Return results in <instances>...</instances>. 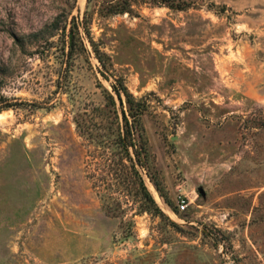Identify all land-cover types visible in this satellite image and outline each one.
I'll return each mask as SVG.
<instances>
[{
  "label": "rangeland",
  "instance_id": "374dc122",
  "mask_svg": "<svg viewBox=\"0 0 264 264\" xmlns=\"http://www.w3.org/2000/svg\"><path fill=\"white\" fill-rule=\"evenodd\" d=\"M180 1L0 0V264H264V0Z\"/></svg>",
  "mask_w": 264,
  "mask_h": 264
},
{
  "label": "trees",
  "instance_id": "16d2710c",
  "mask_svg": "<svg viewBox=\"0 0 264 264\" xmlns=\"http://www.w3.org/2000/svg\"><path fill=\"white\" fill-rule=\"evenodd\" d=\"M91 0H89L90 2ZM139 0H100L99 8H98V15L102 18L110 17L115 15H124V14H131L133 13V6ZM151 1L153 4L158 6H166L172 10H179L184 11L188 9L190 4L186 2H182L180 0H148ZM87 13V12H86ZM87 15V14H86ZM81 23V24H80ZM79 24L73 20L72 27L69 31L68 37V57L72 58L74 53L76 52L78 46L81 47L84 51H87V46L85 43L84 37L81 35L80 25L84 29V32L87 35V41L89 42L93 52L96 55V58L102 64L104 71H102V75L107 79L105 74V67H106V54H103L97 46V43L91 37L89 27H88V20L84 18L82 22ZM113 93L107 92V97L110 103L114 106L117 105V100L119 101L121 113H122V120L124 123V134L120 136L119 142L120 145L124 148L127 156L130 159L131 155L129 152V148H132L134 156L138 160V164L143 166V162L141 160V152L137 147L136 144V131L138 126L141 122V117L143 116L146 105L142 101H138L124 86V84L119 81L118 83L112 84ZM12 107V106H11ZM7 108H10L9 106ZM151 182L156 187L157 191L159 192L160 196L165 199L166 203L170 205L169 201L167 200L165 194L162 192L160 185L151 180ZM141 187L143 191L144 198L147 202L151 205L147 209H144V212H153L157 215L164 216V213L159 208L158 204L156 203L155 199L153 198L152 194L147 189L144 182L141 180ZM172 225L178 227L175 223L172 222Z\"/></svg>",
  "mask_w": 264,
  "mask_h": 264
},
{
  "label": "built area",
  "instance_id": "2783aa9c",
  "mask_svg": "<svg viewBox=\"0 0 264 264\" xmlns=\"http://www.w3.org/2000/svg\"><path fill=\"white\" fill-rule=\"evenodd\" d=\"M179 205H180V208H181L182 210H185L186 207L188 206V202H187V200H186L185 198H181V199L179 200Z\"/></svg>",
  "mask_w": 264,
  "mask_h": 264
},
{
  "label": "crops",
  "instance_id": "0c3cea01",
  "mask_svg": "<svg viewBox=\"0 0 264 264\" xmlns=\"http://www.w3.org/2000/svg\"><path fill=\"white\" fill-rule=\"evenodd\" d=\"M248 83H249V82H248ZM248 83H247V86H246V87H248V90H249V87H250L249 85H250V84H248Z\"/></svg>",
  "mask_w": 264,
  "mask_h": 264
},
{
  "label": "water",
  "instance_id": "95a60500",
  "mask_svg": "<svg viewBox=\"0 0 264 264\" xmlns=\"http://www.w3.org/2000/svg\"><path fill=\"white\" fill-rule=\"evenodd\" d=\"M201 193H203V190L201 189Z\"/></svg>",
  "mask_w": 264,
  "mask_h": 264
}]
</instances>
